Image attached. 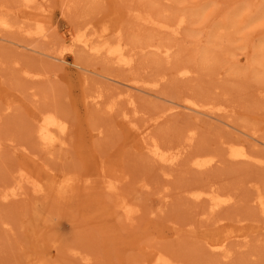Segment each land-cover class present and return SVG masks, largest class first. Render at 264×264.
Returning <instances> with one entry per match:
<instances>
[{
  "label": "rangeland",
  "instance_id": "374dc122",
  "mask_svg": "<svg viewBox=\"0 0 264 264\" xmlns=\"http://www.w3.org/2000/svg\"><path fill=\"white\" fill-rule=\"evenodd\" d=\"M21 4L19 0H0V15L21 30L34 29L35 21L17 12ZM62 6H68L72 22L63 17ZM41 8L44 12L37 21L47 33L43 41L14 32L21 31L19 28L0 39V188L21 169L31 166L36 170L33 176L42 173L44 167L82 175L89 168L93 170L98 159H105L126 175L122 190L135 204L138 216L134 226L129 227L107 200L99 204L90 198L74 197L69 204L50 195L24 203L0 202V264H24L28 256H41L47 264H85L80 256H88L91 264H141L158 249L181 264H264V231L255 228L264 218L254 202L256 186L264 192V166L229 158L230 147L242 145L264 159V81L254 80L252 74L257 58L264 63V16L255 18L264 11V0H46ZM137 11L163 20L174 21L182 13L191 18L174 38L144 27L133 17ZM87 21L91 22L87 35L105 27L110 41L122 34L136 49L154 42L174 45V52L166 60L159 53L145 50L128 71L78 48L73 52L62 50L61 37L73 40ZM234 21L235 26L228 29L235 32L233 41L227 44L222 39L213 45L216 29L231 26ZM123 24L127 29L121 31ZM243 24L247 25L242 28ZM247 35L250 38L243 47ZM208 48L215 51L219 62L201 71L199 52ZM58 52L65 62L46 55ZM76 60L98 73L91 74L86 85L80 81L79 70L72 66ZM181 66H191L196 74L180 78L176 71ZM233 69L241 73L233 74ZM26 71L39 76L30 79ZM102 75L148 83L165 75L156 96L134 93L144 117L155 116L184 97L226 109L218 112V120L171 113L152 128L162 142L176 145L184 139L187 126L197 131L189 155L165 178L163 169L132 146L134 140L117 114L105 115L84 101L86 94L102 86L106 87L105 98L116 94L117 89ZM8 105L12 106L11 112L6 111ZM119 109H127L123 100ZM49 111L67 123L68 132L65 148H53L47 154L35 138L33 119L37 113ZM95 128L102 130L98 137L92 136ZM193 154H214L219 162L201 172L191 166L188 157ZM45 183L50 185L49 180ZM142 183L149 188L141 190ZM210 185L222 196L234 197L211 218L212 222L222 219L214 227L222 225L225 231L207 226L211 221L205 224L201 215L206 206L194 203L188 195L191 190H204ZM163 192L166 203L160 198ZM3 222L12 228L10 232ZM236 226L247 241L241 245L233 237L229 239V260L208 250L205 240L222 238ZM73 250L80 255H74Z\"/></svg>",
  "mask_w": 264,
  "mask_h": 264
},
{
  "label": "bare ground",
  "instance_id": "6f19581e",
  "mask_svg": "<svg viewBox=\"0 0 264 264\" xmlns=\"http://www.w3.org/2000/svg\"><path fill=\"white\" fill-rule=\"evenodd\" d=\"M22 2L20 8L17 9L18 13H21L25 19L33 20L36 23L34 29L21 30L19 26L15 27V24L6 16L0 15V39L4 40V33H12L11 30L19 28L23 32V36L29 39L44 40L47 37V33L40 25H38V19L42 17L41 13L44 10L41 8L42 4L46 0H19ZM176 1V0H167ZM63 17L72 22V18L69 17V8L62 6ZM142 9V8H141ZM2 8H0V14ZM163 12H166L163 10ZM264 16L262 11L257 17ZM134 19L138 20L144 27L155 29L158 33L170 34L172 37L177 38L182 29L188 24V20L191 18L189 14H179L174 21L160 19L149 12L137 11L133 15ZM236 20L235 18H232ZM247 24H243V28ZM235 26V21L230 26L219 27L213 33L212 44L215 45L216 41L224 39L227 44H230L232 40L233 31H228L231 27ZM240 27V29H241ZM91 29V22H85L82 27L78 29L79 33L72 40L70 37L62 36L60 45L62 50H73L78 48L85 54L96 58L97 60L103 58L107 60L111 65L116 66L120 69L128 71L133 69L136 59L139 53L143 51H153L163 55L168 60L174 52V45H164L162 43L146 42L144 45L139 46L137 49L132 46L131 43L127 42L122 34H119L114 41L108 39V29L100 27L96 29L94 34H88ZM127 26L123 24L120 30H126ZM91 35V36H90ZM71 36V33H70ZM250 36L245 37L243 47L247 46ZM35 51L34 48H30ZM198 49V48H197ZM50 59L65 62L64 57L60 52L57 54H46ZM199 65L201 71L212 69L219 62V57L215 51L211 48L200 50L199 52ZM264 55V50H263ZM78 59V58H76ZM168 62V61H166ZM238 62V60L236 61ZM256 67L253 68L252 74L254 80L264 81V63L262 59L257 58L255 60ZM72 66L79 70V77L82 85H86L90 81L91 74H98L95 70L85 65L82 61L76 60ZM233 74L241 73L237 69H233ZM180 78H188L196 74V70L191 66H181L176 71ZM28 78L32 79L39 76L38 74L26 71L24 73ZM109 81L110 85H113L117 92L112 95L111 98H105V88H98L96 91L86 94L84 101L102 112L105 115L117 114L120 123L124 125L125 129L129 133L130 137L133 138L134 142L132 146H137L138 149L150 158L158 167L163 169L162 175L168 178L171 175V169L176 167L180 161L189 155V148L195 142L197 131L192 126H187L185 129L184 139L176 144L164 143L156 136L152 128L158 125L168 114L171 113H186L192 115L198 119L200 115L208 118L217 119L218 112H223L226 107L213 106L209 103L203 104L196 100L184 97L182 101L172 102L165 110L159 112L155 116L144 117L145 114L136 106V99L134 93L139 92L151 96H156L157 88L162 81L165 80V75L159 76L157 80L148 83L145 80L133 78L131 80H120L111 76H101ZM107 84V83H106ZM109 85V84H108ZM47 99V98H46ZM123 100L127 109H119V103ZM10 102V101H9ZM7 112L12 111V106L6 107ZM2 115L0 114V124L2 123ZM140 121V122H139ZM34 125H36L35 138L41 150H44L47 154L53 150V148L64 149L66 146V134L68 132L67 123L59 117L55 112H41L37 113L33 119ZM143 122V123H142ZM228 124V122H225ZM102 134L100 128L93 130V137H98ZM256 135V133H253ZM256 137V136H255ZM255 139V138H254ZM2 143L0 142V149ZM190 159L191 166L198 171L206 172L217 162L218 158L214 154H193L188 157ZM229 158L238 162H245L251 164H257L264 166V159L257 157L254 153L249 151L242 145H232L230 147ZM35 169L31 166L29 169H21L18 174L0 188V202L1 203H24L28 200L33 199H47L49 195L51 198L57 199L63 204H69L71 200L76 198L92 199L102 204L104 200L109 202V206L115 212L123 216L125 222L129 227H133L137 216L138 209L135 204L129 198V196L122 190L123 181L126 179V175L122 170L115 164L108 163L105 159H98L96 166L92 170L89 168L85 170L83 174L54 171L48 167L42 170L37 176H33ZM46 174L45 178H42L43 174ZM50 181L48 186L45 182ZM141 190H147L149 185L142 183L139 185ZM166 192V190H165ZM256 198L254 202L256 207L260 211L261 216L264 218V192L259 189L258 186L255 188ZM191 200L194 203H204L206 206L205 212L201 213L204 217L203 222L206 224L211 221L207 226H213V231L221 229L224 226H215V224L222 221L217 219L212 222V216L215 215L219 210L231 203L234 199L231 195L222 196L217 189L210 185L204 190H191L188 192ZM167 195L163 192L160 195L162 203H166ZM96 224V223H95ZM5 230L10 232L12 228L8 227L6 222H3ZM206 226V225H205ZM242 225H240L241 227ZM256 230L264 231V221L255 226ZM255 230V231H256ZM225 231V230H223ZM39 235L35 236L39 239ZM233 237L239 241L241 245H244L247 241V236L240 231L239 226H236L235 230L230 231L229 234L216 240H205V245L208 250L224 260H229L232 257V250L229 247V239ZM74 255H80L77 250H73ZM85 264H91V260L88 256H80L79 258ZM24 264H47L41 256H28L24 261ZM141 264H181L175 259L171 258L169 254L161 249L152 250L148 256L141 261Z\"/></svg>",
  "mask_w": 264,
  "mask_h": 264
}]
</instances>
